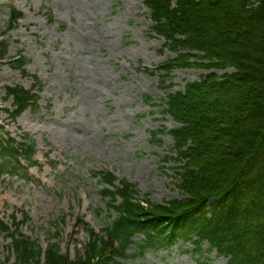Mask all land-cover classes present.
I'll return each mask as SVG.
<instances>
[{
  "label": "rangeland",
  "instance_id": "rangeland-1",
  "mask_svg": "<svg viewBox=\"0 0 264 264\" xmlns=\"http://www.w3.org/2000/svg\"><path fill=\"white\" fill-rule=\"evenodd\" d=\"M146 1L0 0V134L34 141L40 165L30 169V183L0 180V221L13 230L14 216L42 259L56 245L74 260L89 241L86 226L104 236L118 215L102 195L106 174L115 177L116 187L134 186L135 201L160 205L185 198L182 164L169 135L178 125L165 113L167 96L209 72L200 66L203 54L165 47L152 32ZM12 10L22 18L9 31ZM225 10L214 13L215 20L229 18ZM183 56L191 58L186 68ZM170 64L171 72L160 68ZM35 81L42 87L37 109L13 120L5 90H33ZM10 243L0 229V264L15 263L12 253L5 262ZM207 248L196 253L179 243L140 255L132 245L122 264H226Z\"/></svg>",
  "mask_w": 264,
  "mask_h": 264
},
{
  "label": "trees",
  "instance_id": "trees-1",
  "mask_svg": "<svg viewBox=\"0 0 264 264\" xmlns=\"http://www.w3.org/2000/svg\"><path fill=\"white\" fill-rule=\"evenodd\" d=\"M145 7L152 32L165 39V47L203 54L200 66L209 72L167 96L165 113L178 125L169 135L182 164L178 177L185 198L160 205L135 201L134 186L116 187L115 177L106 174L102 195L118 215L104 236L86 226L89 241L74 260L62 256L56 245L42 259L41 249L19 231L13 216V230L0 221L11 241L6 263L12 253L14 264H122L129 246L143 255L181 243L196 253L207 244V252L226 264H264V0H147ZM221 8L229 16L225 21L214 18ZM21 18L12 10L9 31ZM183 57L181 67L186 68L191 58ZM17 62L24 73V58ZM160 68L174 69L171 64ZM227 68L233 73H214ZM35 83L38 92L42 87ZM33 90H5L13 120L37 109ZM35 154L31 139L18 143L0 134V180L32 182L29 170L40 169ZM27 221L25 216L22 224Z\"/></svg>",
  "mask_w": 264,
  "mask_h": 264
}]
</instances>
